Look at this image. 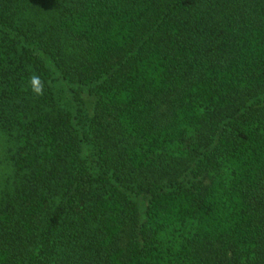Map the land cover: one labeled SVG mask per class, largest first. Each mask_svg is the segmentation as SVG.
Wrapping results in <instances>:
<instances>
[{"label": "trees", "instance_id": "1", "mask_svg": "<svg viewBox=\"0 0 264 264\" xmlns=\"http://www.w3.org/2000/svg\"><path fill=\"white\" fill-rule=\"evenodd\" d=\"M0 127V264H264V0H0Z\"/></svg>", "mask_w": 264, "mask_h": 264}, {"label": "rangeland", "instance_id": "2", "mask_svg": "<svg viewBox=\"0 0 264 264\" xmlns=\"http://www.w3.org/2000/svg\"><path fill=\"white\" fill-rule=\"evenodd\" d=\"M56 95L60 103L65 105L68 103L66 94L59 86ZM14 150L15 139L0 127V204L12 189L15 179L16 169L12 162Z\"/></svg>", "mask_w": 264, "mask_h": 264}, {"label": "clouds", "instance_id": "3", "mask_svg": "<svg viewBox=\"0 0 264 264\" xmlns=\"http://www.w3.org/2000/svg\"><path fill=\"white\" fill-rule=\"evenodd\" d=\"M33 84L34 85H37L38 84V81L35 78L33 79ZM36 90L39 91V88L37 87Z\"/></svg>", "mask_w": 264, "mask_h": 264}]
</instances>
